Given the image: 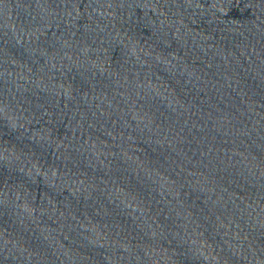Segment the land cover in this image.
Instances as JSON below:
<instances>
[{
  "label": "water",
  "instance_id": "1",
  "mask_svg": "<svg viewBox=\"0 0 264 264\" xmlns=\"http://www.w3.org/2000/svg\"><path fill=\"white\" fill-rule=\"evenodd\" d=\"M0 264H264V0H0Z\"/></svg>",
  "mask_w": 264,
  "mask_h": 264
}]
</instances>
